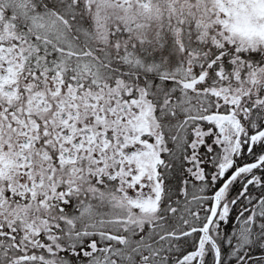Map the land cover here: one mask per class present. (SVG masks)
Segmentation results:
<instances>
[{
    "label": "snow or ice",
    "instance_id": "6c2138e0",
    "mask_svg": "<svg viewBox=\"0 0 264 264\" xmlns=\"http://www.w3.org/2000/svg\"><path fill=\"white\" fill-rule=\"evenodd\" d=\"M0 264H264V0H0Z\"/></svg>",
    "mask_w": 264,
    "mask_h": 264
}]
</instances>
